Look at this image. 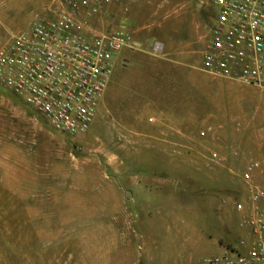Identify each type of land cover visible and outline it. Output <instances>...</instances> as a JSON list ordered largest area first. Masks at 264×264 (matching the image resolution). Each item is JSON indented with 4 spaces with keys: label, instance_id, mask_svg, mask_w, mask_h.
I'll use <instances>...</instances> for the list:
<instances>
[{
    "label": "rangeland",
    "instance_id": "rangeland-1",
    "mask_svg": "<svg viewBox=\"0 0 264 264\" xmlns=\"http://www.w3.org/2000/svg\"><path fill=\"white\" fill-rule=\"evenodd\" d=\"M65 1L0 0V46ZM215 2L119 0L93 24L126 27L123 59L156 84L109 86L83 137L0 86V264H198L248 241L235 203L248 163L264 183V86L202 71Z\"/></svg>",
    "mask_w": 264,
    "mask_h": 264
},
{
    "label": "built area",
    "instance_id": "built-area-1",
    "mask_svg": "<svg viewBox=\"0 0 264 264\" xmlns=\"http://www.w3.org/2000/svg\"><path fill=\"white\" fill-rule=\"evenodd\" d=\"M118 1L66 0L54 16L39 18L29 30L13 35L0 46V86L57 133L85 136L98 116L114 60L132 44L126 27L107 33L92 30ZM215 5L218 15L202 70L264 86V0H216ZM209 158L217 166L225 164L217 152ZM257 167L248 163L242 175L244 194L235 203L248 241L225 246L221 254L203 257L198 264H264V183L255 179Z\"/></svg>",
    "mask_w": 264,
    "mask_h": 264
},
{
    "label": "crops",
    "instance_id": "crops-1",
    "mask_svg": "<svg viewBox=\"0 0 264 264\" xmlns=\"http://www.w3.org/2000/svg\"><path fill=\"white\" fill-rule=\"evenodd\" d=\"M121 53L116 57L114 61L115 69H114V74L109 83L110 88L108 86L109 91L115 88V84H156V81H153L155 79V76H154L155 68H153L154 65L144 64L142 68L143 69L142 73L140 72L138 73L136 69L132 71L130 69L131 67L128 64V61L126 59H123V55ZM183 69L186 72L184 80L182 81L183 84H199V75L197 71L192 72L188 70L186 67H183ZM204 73L207 75H210L206 72ZM210 76H213V75H210ZM206 84H214V82H209L207 80ZM104 95L102 97V100L104 98ZM102 100H101V103H102ZM111 101L113 102V100ZM101 103H100V106H101Z\"/></svg>",
    "mask_w": 264,
    "mask_h": 264
}]
</instances>
